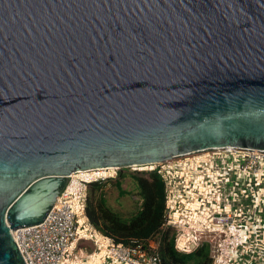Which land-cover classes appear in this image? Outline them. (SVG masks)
Segmentation results:
<instances>
[{
  "label": "water",
  "instance_id": "water-1",
  "mask_svg": "<svg viewBox=\"0 0 264 264\" xmlns=\"http://www.w3.org/2000/svg\"><path fill=\"white\" fill-rule=\"evenodd\" d=\"M264 151V0H0V264L78 170Z\"/></svg>",
  "mask_w": 264,
  "mask_h": 264
},
{
  "label": "rangeland",
  "instance_id": "rangeland-1",
  "mask_svg": "<svg viewBox=\"0 0 264 264\" xmlns=\"http://www.w3.org/2000/svg\"><path fill=\"white\" fill-rule=\"evenodd\" d=\"M236 154L234 152H229L228 150L214 148V149H208L205 151H201L198 153H192V154H186L183 156L174 157L171 159V161H168L167 163H164L163 165H161V164H146V165H139L136 167H125V168H121V169L115 168L113 171H110V172H108L109 171L108 169H105L107 174L102 176V177H94V178L91 177L90 179H85L82 175V171L78 172L76 177H75L74 183H75L76 189H78L80 186L82 187V191H81L82 197L77 199V201H76L78 203L77 205H76V203L75 204L73 203V207H74L75 212H76L77 224L80 225V221L78 223V218L80 220L81 216H86L85 210H84V207H85L84 205L86 203L85 199H86V194H88L90 182L101 181L103 183L102 187H103V190L105 193V197L107 199V204L113 210L117 211L124 219H128L130 214L133 211H135V209L137 208V206L139 204V197L136 194L137 186H136V182L133 179L132 175L133 174H144V175H146V172L148 170H151V168H159L161 171V174L163 176V179L165 181V217H166V223L169 222L171 224L170 226H172L175 229L176 236L179 234L178 235V237L180 236L179 240H181V238H184L187 241V244L190 242L191 243L194 242L195 246L198 244V242L201 239H206L212 243L215 242V244L217 245V248H218V256L222 258L223 264H230L233 261L235 262V256H233L232 254L234 252H236L237 249L240 247V241L241 240H240V236H239V225L234 221L233 214L231 213V211H229V212L214 211L210 215V219H208L207 217H209V214H207V210H208V208L212 207V204H210V201H208L207 202L208 205L204 204L205 207H203V209H206L205 213H202L201 210H198V211H196L198 213L195 214L194 211H192V210L189 211L190 210L189 207L187 208L188 205L190 206L189 202L191 199H193V200H191V202H193L195 199H197V196L194 195V191H195L194 188H196V187H193L194 181H192V183L189 185L192 188V190L189 189L188 191H186V190L185 191H179L177 186L180 183H182L180 185H187L189 183V181H191L190 179H193L194 177L197 179L198 175L202 176L201 174L203 171L206 173V174L203 173V175L204 176L207 175L208 179H209L211 174L215 175L217 171L212 170L215 166V164L213 162V159H215L214 157H217L220 162L221 161L223 162L224 159H230V158L235 159V157H238L241 161V164H242V158H241L240 154L239 153H236ZM204 159H206V160L211 159L212 162L209 164L207 161H204ZM194 160H201L202 162H205V163H203L204 165H202L197 170L192 169L191 176H189V174H187V175L184 174V176L181 175L182 170H187V167L193 166ZM177 171H179V172H177ZM206 171H209L208 174ZM176 172L180 173L178 175L182 176L184 178V180H183V178L180 177V179H179L180 182H176L175 177H174ZM259 172H263V171L260 170ZM119 173L122 174L121 177H118ZM117 178L121 181V187L125 190H129L130 193L122 195V196L118 195V190L114 184V181ZM71 180H72V178L67 180V185H68V183H70ZM192 196H193V198H192ZM206 198L208 200L212 199V201H214L213 194H211V193L207 194ZM169 200H171L170 202H172V204L174 203V208L177 210L176 216L171 211L173 207H171V203L169 204ZM215 200H218V199L215 197ZM217 202H219V200ZM186 213H187V215H186ZM222 213H225L224 214L225 218H226V220H228V222H227L228 227L225 226V228H222L221 227L222 225H217V226L214 225V224H216L215 223L216 220L219 219L218 217ZM198 214L199 215L201 214V215L197 217ZM184 215H186V216H184ZM204 216H205L206 221L203 219ZM207 219L209 221H213L212 224L210 222H209V224H207V221H208ZM86 221L89 224L87 217H86ZM214 226H215V228H214ZM231 227L233 228L232 231H231V229H232ZM90 228L93 231L94 228L91 225H90ZM226 228H228V229H226ZM244 234L247 235L248 232L245 231ZM78 235H79V232H78ZM196 235L198 237L197 243H196ZM79 237H80V235H79ZM154 244L155 243L152 242V246H154ZM108 245H107V247H108ZM75 246H76V248L83 247V248H85L86 251L90 252V251L94 250L95 243L90 239H85L84 237H81L78 239ZM175 246H176V243H175ZM242 247H240V248L242 249ZM188 248H190V247H187V249H186L187 251L186 250H181V251L182 252H188L189 251ZM193 248H191L190 250H192ZM246 251L247 250H244V252H246ZM220 262L221 261H219V264H220ZM239 263L240 262H237V263L235 262V264H239ZM216 264H218V263H216Z\"/></svg>",
  "mask_w": 264,
  "mask_h": 264
},
{
  "label": "bare ground",
  "instance_id": "bare-ground-1",
  "mask_svg": "<svg viewBox=\"0 0 264 264\" xmlns=\"http://www.w3.org/2000/svg\"><path fill=\"white\" fill-rule=\"evenodd\" d=\"M236 149L237 148L230 146L224 148V150H228L229 152H234L235 154L239 153L242 158L243 156L242 152ZM214 158L215 159H213V162L215 166L212 170L217 171L215 175L211 174L208 179L207 175L205 176L203 175V173L206 174L203 171L201 174L202 176L198 175L197 179L194 177L196 180L194 178H193L194 180L190 179L191 181H189V183L187 184L189 186L192 183V181H194L193 187H196L194 188L195 190L194 195L197 196V199H195L193 202H191V200L193 199L191 200L189 199L190 206L188 205L187 208L189 207L190 209L189 211L192 210L195 212V214L198 213L196 212L198 210H201L202 213H205L206 209H203V207H205L204 204H207V202L210 201L212 207L208 208L207 210V214H209V217H207L208 219H210V215L214 211H218V212L231 211V213L233 214L234 221L239 225V236L241 240L240 247L244 245L242 249L239 247L237 251L232 254L233 256H235V262L236 263L240 262V264H264V164L262 163L264 160L260 161V168L254 172L248 167L242 168L241 161L238 157H235V159L233 158L224 159L223 162L222 161L220 162L217 157ZM204 161H207L209 164L212 162L211 159L210 160L204 159ZM193 162H194L193 166L187 167V170H182L183 173L181 172V175L184 176V174L185 175L189 174V176H191L192 169L197 170L202 165H204L203 163H205L202 162L201 160H194ZM105 169H108L109 170L108 172H110L113 171L115 167L83 169V170H78L75 173H72L71 174L72 180L70 181V183H68V187L66 188V192H65V194H67V198L70 199V201H73L74 204L75 203L76 205L78 204L76 202L77 197L74 195V189H75L74 180L78 172L82 171L83 177L85 179H89L91 177L92 178L102 177L106 175L107 172ZM260 170H262L263 172H259ZM177 172L174 175L175 181L180 182L179 180L180 177L181 178L183 177L179 176L178 174L180 173ZM206 172L208 174L209 171ZM180 184L177 186L179 191H185V190L188 191L189 189L192 190L190 186L188 187L187 185H180ZM209 193L213 194L214 201H212V199L208 200L206 198V195ZM215 197L219 200V202H217L218 200H215ZM170 201L171 200H169V204L171 203V207H173L171 211L176 216L177 210L174 208V203L172 204V202ZM200 215L198 214L197 217ZM203 219L206 221L205 216ZM79 221H80V225H78L77 228L80 235L79 238L83 236V233L86 234L91 233V235L93 236L95 235L96 237H99L97 238L99 240L97 250L90 256V258L88 257V259L86 257L80 258V262H83L84 264H101L103 259L102 254L104 250V246H102L103 243H101L102 238L100 239V236L98 235L99 233L95 234L90 231V229L86 224V219L83 216L80 217V220L78 218V223ZM209 222L212 224L213 221L208 220L207 224H209ZM215 223L216 224L214 225L216 226L221 225V223L218 222ZM232 230L233 228L231 229V231ZM245 231L248 232L247 235L244 234ZM75 243L76 241L72 243V247L74 246ZM186 244L187 241L184 238H181V240H179L180 246H185L190 248L194 247V242L192 243L190 242L187 245ZM244 250L247 251L244 252ZM107 256H109V258H107L106 261H104L105 264H122L118 260L114 259L108 253V250H107ZM108 259L109 261L107 262ZM219 261L220 260H218V262ZM235 262L233 261L230 264H235ZM72 264H80V263L74 262Z\"/></svg>",
  "mask_w": 264,
  "mask_h": 264
},
{
  "label": "trees",
  "instance_id": "trees-1",
  "mask_svg": "<svg viewBox=\"0 0 264 264\" xmlns=\"http://www.w3.org/2000/svg\"><path fill=\"white\" fill-rule=\"evenodd\" d=\"M122 174L119 173L118 177ZM139 204L128 219H124L108 204L101 181L89 183L86 194L85 215L89 224L114 243L133 244L139 242L144 248L157 243L156 251L161 264H213L209 243L201 240L188 252L175 246V229L166 225L165 181L158 168L148 170L146 175L133 174ZM114 184L118 195L130 193L121 187L117 178Z\"/></svg>",
  "mask_w": 264,
  "mask_h": 264
},
{
  "label": "built area",
  "instance_id": "built-area-1",
  "mask_svg": "<svg viewBox=\"0 0 264 264\" xmlns=\"http://www.w3.org/2000/svg\"><path fill=\"white\" fill-rule=\"evenodd\" d=\"M224 148L218 149L224 150ZM237 150H240L243 155L241 167H248L254 172L260 168V161L264 160L263 150L240 148H237ZM159 172L161 173L160 169ZM71 174L69 179L72 178ZM67 187L68 185L66 184L41 223L11 230L25 264H64L73 248L72 243L78 241L76 212L73 207V201H70L67 198V194H65ZM81 191V186L78 189L75 187L74 195L77 199L82 197ZM224 214H220L221 217L219 216V219L216 220V222L221 223L222 228L228 225V220H226ZM197 240L198 237L196 235V243ZM201 240L209 243L213 264H219L218 260L221 261L220 264H223L222 258L218 256V248L215 242L212 243L206 239ZM156 248L157 243L149 248H144L139 242L126 245L114 243L110 240L107 250L114 259L122 264H161Z\"/></svg>",
  "mask_w": 264,
  "mask_h": 264
},
{
  "label": "crops",
  "instance_id": "crops-1",
  "mask_svg": "<svg viewBox=\"0 0 264 264\" xmlns=\"http://www.w3.org/2000/svg\"><path fill=\"white\" fill-rule=\"evenodd\" d=\"M263 164H264V161L262 162ZM85 219H86V216H83ZM86 224H88L87 223V221H86ZM166 225H171L169 222L166 224ZM174 225V224H173ZM88 226V228L90 229V231L92 232V233H95V234H98L99 232L97 231V230H95V229H93V231H92V229L90 228V225L88 224L87 225ZM99 236H100V239H101V243H103V245L102 246H104V250H103V254H102V257H103V259H102V262H101V264H105L104 263V261H106V259L107 258H109V256H107V245L110 243V239L109 238H107V237H105V236H103L101 233H99L98 234ZM179 235V234H178ZM178 235L176 236V241H175V243H176V247L179 249V251H181V250H186L187 249V247H185V246H180L179 245V237H178ZM82 237H84L85 239H90V240H92L94 243H95V248H94V250L93 251H90V252H88V251H86L85 250V248H83V247H78V248H76V246H75V244H74V246H73V248H72V250H71V252H70V254H69V256H68V258L65 260V262H64V264H72V263H74V262H76V263H80V264H84L83 262H80V258H84V257H86L87 259H88V257L90 258V256L97 250V247H98V239L97 238H99V237H96L95 235L93 236V235H91V233H89V234H86V233H83V236ZM103 240V241H102ZM106 246V247H105ZM194 246H195V244H194ZM191 248H193V247H191ZM191 248H188V250H190ZM187 251V250H186ZM87 255V256H86ZM104 255H105V257H104ZM109 261V259L107 260V262ZM240 264V263H239Z\"/></svg>",
  "mask_w": 264,
  "mask_h": 264
}]
</instances>
